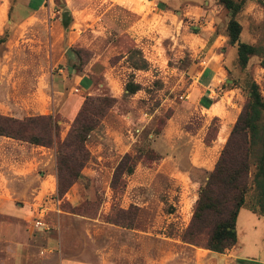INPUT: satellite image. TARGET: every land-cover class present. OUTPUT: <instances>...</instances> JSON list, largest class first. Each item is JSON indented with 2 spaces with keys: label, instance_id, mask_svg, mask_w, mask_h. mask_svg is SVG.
Wrapping results in <instances>:
<instances>
[{
  "label": "rangeland",
  "instance_id": "rangeland-1",
  "mask_svg": "<svg viewBox=\"0 0 264 264\" xmlns=\"http://www.w3.org/2000/svg\"><path fill=\"white\" fill-rule=\"evenodd\" d=\"M237 18L241 40L264 46L261 0H248ZM229 19L220 0H0V35L7 37L0 44L1 114L57 115L65 138L72 104L89 95L117 99L91 132L92 159L64 196L54 148L0 136V205L13 201L34 212L15 230L25 264H264V216L252 212L253 190L236 245L220 253L181 238L222 150L221 138L214 148L207 142L220 133L228 139L248 81L264 96L262 57L238 64ZM211 59L223 65L224 80L214 98H196L197 77ZM82 75L95 86L79 90ZM129 82L140 89L129 92ZM60 88L64 94L55 92ZM126 153L137 166L116 191L112 176ZM9 221L15 219L0 212V225ZM50 239L51 255L42 249ZM12 246L0 240V263H11Z\"/></svg>",
  "mask_w": 264,
  "mask_h": 264
},
{
  "label": "trees",
  "instance_id": "trees-1",
  "mask_svg": "<svg viewBox=\"0 0 264 264\" xmlns=\"http://www.w3.org/2000/svg\"><path fill=\"white\" fill-rule=\"evenodd\" d=\"M247 1L220 0L230 13L227 35L230 44L237 45V62L242 68L247 67L250 58L255 55L262 57L264 65V46L241 40L243 28L237 16ZM261 2L264 4V0ZM6 40V36L0 35V44ZM71 69L76 71L77 67L72 65ZM246 86L248 100L231 129L214 169L201 186L191 222L181 234L184 242L204 245L220 253L238 241L239 216L251 190L254 191L255 200L252 212L264 216V96L255 80L248 81ZM126 89L136 93L140 85L129 82ZM116 102L117 99L110 96H87L65 138L62 137L57 115L38 114L18 118L0 113V136L54 148L57 192L64 196L92 159L88 147L91 132L100 125L107 109ZM146 155L152 158L154 153L148 150ZM136 166L137 157L126 153L114 170L112 188L123 190L127 185L125 177L133 174ZM132 209L118 210L111 222L119 223V217L129 214Z\"/></svg>",
  "mask_w": 264,
  "mask_h": 264
},
{
  "label": "crops",
  "instance_id": "crops-1",
  "mask_svg": "<svg viewBox=\"0 0 264 264\" xmlns=\"http://www.w3.org/2000/svg\"><path fill=\"white\" fill-rule=\"evenodd\" d=\"M222 69H223V65L218 59H211V61L208 62L205 65V67L199 72V75L196 80L197 86H196V90L194 91V97L199 98V95L201 96L207 95L209 98H214V94H217L218 85L224 80L223 77H220V74H223ZM73 74L74 73L72 72L68 73L69 77L71 75L73 76ZM79 78H80L79 80L76 79L77 88H79V90H87L95 86L94 81L91 80L88 75H82ZM58 87H61V85ZM55 92L64 94V90H62V88L55 90ZM81 104H82V100L76 105L72 104L69 107V110L71 111L73 115L72 117H75L77 115ZM62 109L67 110L68 107H65V108L63 107ZM220 134H217L216 138L212 141V144H206V146L208 148H214L216 146H219L220 138L222 140V137H220ZM220 142H222L221 147H220L222 149L226 142H223V140ZM219 154L213 163L217 162ZM200 163H204V161H201ZM54 177L56 176L54 175ZM55 190H56V183L54 187L52 188V192H55ZM12 192L13 191L9 189V193L12 194ZM0 212L2 214L11 216L15 219V222L9 221V222H5L3 225H0V240L5 239L14 246V247L13 246L11 247L12 249L11 255L7 254L6 258H8L11 261L10 264H25L26 247H25V244H23L22 242H16L17 236L15 235L16 234L15 230L18 229L17 225L21 226L22 228L27 226L28 225L27 222H30L31 216L34 212L32 208L28 210L26 206H22V205L16 206L13 201H7L5 204L0 205ZM43 215L44 213H42V216ZM17 220L19 223L16 222ZM38 222H42V224L40 225H43V226L46 224L45 221L43 220H39ZM53 246H54V240L50 239L48 242V245L44 246V248L42 249L44 253L47 252L49 255H51L53 254L52 253ZM0 259H2V256H0ZM0 264H4V263H0Z\"/></svg>",
  "mask_w": 264,
  "mask_h": 264
},
{
  "label": "bare ground",
  "instance_id": "bare-ground-1",
  "mask_svg": "<svg viewBox=\"0 0 264 264\" xmlns=\"http://www.w3.org/2000/svg\"><path fill=\"white\" fill-rule=\"evenodd\" d=\"M222 140H223V142H226L227 141L226 138H223ZM252 246H253V244H250V248H252Z\"/></svg>",
  "mask_w": 264,
  "mask_h": 264
},
{
  "label": "built area",
  "instance_id": "built-area-1",
  "mask_svg": "<svg viewBox=\"0 0 264 264\" xmlns=\"http://www.w3.org/2000/svg\"><path fill=\"white\" fill-rule=\"evenodd\" d=\"M38 224L40 225V224H42V222H38Z\"/></svg>",
  "mask_w": 264,
  "mask_h": 264
},
{
  "label": "water",
  "instance_id": "water-1",
  "mask_svg": "<svg viewBox=\"0 0 264 264\" xmlns=\"http://www.w3.org/2000/svg\"><path fill=\"white\" fill-rule=\"evenodd\" d=\"M68 14V13H67ZM69 51H71V49H69Z\"/></svg>",
  "mask_w": 264,
  "mask_h": 264
}]
</instances>
